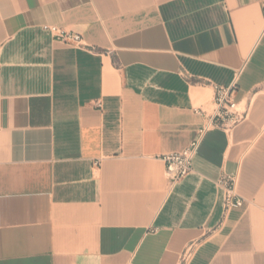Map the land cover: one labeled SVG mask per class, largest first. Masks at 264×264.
Listing matches in <instances>:
<instances>
[{"label": "crops", "instance_id": "obj_1", "mask_svg": "<svg viewBox=\"0 0 264 264\" xmlns=\"http://www.w3.org/2000/svg\"><path fill=\"white\" fill-rule=\"evenodd\" d=\"M233 82L246 117L170 186ZM0 264H264V0H0Z\"/></svg>", "mask_w": 264, "mask_h": 264}, {"label": "built area", "instance_id": "obj_2", "mask_svg": "<svg viewBox=\"0 0 264 264\" xmlns=\"http://www.w3.org/2000/svg\"><path fill=\"white\" fill-rule=\"evenodd\" d=\"M50 36L74 48L82 47V37L79 34L67 32L57 26L48 27ZM237 91L236 82L229 86L213 85V109L210 113L196 110L195 113L203 117L202 124L196 130L195 136L189 145L180 152H172L162 157L165 164V173L170 186L175 185L183 178L193 173V160L207 132L212 129L230 131L246 117L245 109L235 101ZM222 193V207L224 213L241 209L245 200L238 193V175L222 172L214 182Z\"/></svg>", "mask_w": 264, "mask_h": 264}]
</instances>
